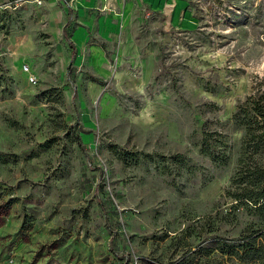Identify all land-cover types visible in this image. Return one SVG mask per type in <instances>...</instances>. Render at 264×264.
Returning a JSON list of instances; mask_svg holds the SVG:
<instances>
[{
  "label": "rangeland",
  "instance_id": "obj_1",
  "mask_svg": "<svg viewBox=\"0 0 264 264\" xmlns=\"http://www.w3.org/2000/svg\"><path fill=\"white\" fill-rule=\"evenodd\" d=\"M37 1L0 0V264H241L214 243L264 231V0L141 3L151 126L100 118L91 83L139 101L77 82L74 23Z\"/></svg>",
  "mask_w": 264,
  "mask_h": 264
},
{
  "label": "crops",
  "instance_id": "obj_2",
  "mask_svg": "<svg viewBox=\"0 0 264 264\" xmlns=\"http://www.w3.org/2000/svg\"><path fill=\"white\" fill-rule=\"evenodd\" d=\"M48 1L51 10L64 19V28L74 23L69 35L74 55L69 57L65 52V63L75 70V80L81 83L89 75L110 81L118 91H128L139 101L137 108L128 106L126 112L125 105L91 83L89 93L98 100L100 118L127 114L136 125L162 122L159 117H165L164 93L146 95L154 73L155 46L143 42L142 29L131 24L132 19L140 18L141 3L147 0H73L72 9L64 0ZM113 17L120 21L116 19L115 23Z\"/></svg>",
  "mask_w": 264,
  "mask_h": 264
},
{
  "label": "trees",
  "instance_id": "obj_3",
  "mask_svg": "<svg viewBox=\"0 0 264 264\" xmlns=\"http://www.w3.org/2000/svg\"><path fill=\"white\" fill-rule=\"evenodd\" d=\"M254 205H258L257 209H264V203L255 201ZM244 240H246L245 243L239 246L229 247L226 243L218 241L214 245L218 247L216 249L222 259L227 256V261L235 260L241 264L257 261L264 264V231L255 237L248 236Z\"/></svg>",
  "mask_w": 264,
  "mask_h": 264
},
{
  "label": "built area",
  "instance_id": "obj_4",
  "mask_svg": "<svg viewBox=\"0 0 264 264\" xmlns=\"http://www.w3.org/2000/svg\"><path fill=\"white\" fill-rule=\"evenodd\" d=\"M64 1H65V4L67 5V7H68L69 9H72V7H73V5H74L73 0H64ZM2 7H3L2 4H0V11H1ZM67 74H68V72H67ZM31 82L35 83L34 78H31Z\"/></svg>",
  "mask_w": 264,
  "mask_h": 264
}]
</instances>
